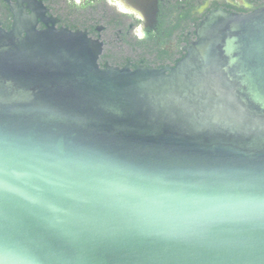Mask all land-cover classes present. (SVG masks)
Wrapping results in <instances>:
<instances>
[{"label":"water","instance_id":"obj_1","mask_svg":"<svg viewBox=\"0 0 264 264\" xmlns=\"http://www.w3.org/2000/svg\"><path fill=\"white\" fill-rule=\"evenodd\" d=\"M24 1L0 20V264H264V7L132 69Z\"/></svg>","mask_w":264,"mask_h":264},{"label":"flooded vegetation","instance_id":"obj_2","mask_svg":"<svg viewBox=\"0 0 264 264\" xmlns=\"http://www.w3.org/2000/svg\"><path fill=\"white\" fill-rule=\"evenodd\" d=\"M11 3L17 0H0V20L7 30L15 23ZM23 7L25 26L35 22L39 30L86 32L101 45L102 68L168 69L188 54L198 40L199 25L212 10L246 14L264 7V0H30Z\"/></svg>","mask_w":264,"mask_h":264}]
</instances>
